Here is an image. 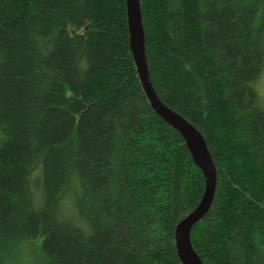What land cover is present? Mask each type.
I'll use <instances>...</instances> for the list:
<instances>
[{
  "label": "trees",
  "instance_id": "1",
  "mask_svg": "<svg viewBox=\"0 0 264 264\" xmlns=\"http://www.w3.org/2000/svg\"><path fill=\"white\" fill-rule=\"evenodd\" d=\"M140 2L152 86L217 169L192 245L203 264H264V109L248 87L264 0ZM204 190L144 92L126 0H0V241H38L54 264H184L175 229Z\"/></svg>",
  "mask_w": 264,
  "mask_h": 264
},
{
  "label": "water",
  "instance_id": "2",
  "mask_svg": "<svg viewBox=\"0 0 264 264\" xmlns=\"http://www.w3.org/2000/svg\"><path fill=\"white\" fill-rule=\"evenodd\" d=\"M126 5L130 48L144 92L154 112L182 135L194 163L205 178V190L199 204L177 224L174 236L175 246L184 264H203L192 245L191 232L213 203L217 188L216 165L203 134L158 98L151 83L147 63L141 2L126 0Z\"/></svg>",
  "mask_w": 264,
  "mask_h": 264
},
{
  "label": "clouds",
  "instance_id": "3",
  "mask_svg": "<svg viewBox=\"0 0 264 264\" xmlns=\"http://www.w3.org/2000/svg\"><path fill=\"white\" fill-rule=\"evenodd\" d=\"M248 87L254 92L252 106L264 109V69L259 71L254 81L248 82ZM60 211L71 212L72 209L62 203ZM79 227L85 234L91 230L86 220H82ZM0 264H54V260L40 242L25 236L9 235L0 241Z\"/></svg>",
  "mask_w": 264,
  "mask_h": 264
}]
</instances>
